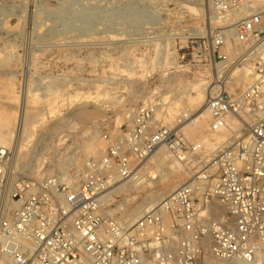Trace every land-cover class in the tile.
<instances>
[{"label":"built area","instance_id":"built-area-1","mask_svg":"<svg viewBox=\"0 0 264 264\" xmlns=\"http://www.w3.org/2000/svg\"><path fill=\"white\" fill-rule=\"evenodd\" d=\"M207 1L217 25L186 47L219 73L207 109L210 137L230 136L224 147L190 143L187 114L159 127L160 106L150 102L123 137L103 134L100 158L66 175L16 174L0 148V264H264V0ZM239 66L254 78L233 92ZM162 146L186 167L199 162L197 170L153 211L120 221L107 195L150 180L146 167Z\"/></svg>","mask_w":264,"mask_h":264},{"label":"rangeland","instance_id":"rangeland-1","mask_svg":"<svg viewBox=\"0 0 264 264\" xmlns=\"http://www.w3.org/2000/svg\"><path fill=\"white\" fill-rule=\"evenodd\" d=\"M216 25L207 0H0V122L14 132L30 90V126L21 148L9 139L10 170L31 177L81 170L107 149L103 134L123 137L139 108L157 102L166 114L169 103L195 95L194 83L214 86L216 68L197 63L186 44ZM182 132L190 143L211 140L209 128L204 136ZM158 156L147 171L158 167ZM198 164L159 170L154 182L113 195L108 211L121 218V205L129 213L153 192L169 194Z\"/></svg>","mask_w":264,"mask_h":264},{"label":"bare ground","instance_id":"bare-ground-1","mask_svg":"<svg viewBox=\"0 0 264 264\" xmlns=\"http://www.w3.org/2000/svg\"><path fill=\"white\" fill-rule=\"evenodd\" d=\"M157 1H159V0H157ZM154 2H156V1H154ZM199 7H201V6L199 5ZM157 20H160L159 16H157ZM152 24H154V22ZM116 36H118V35H115V37ZM230 53H232V52H230ZM230 73H231L233 79L235 80V82L237 81V85L239 86V88H241V90L248 88L253 82V78H254L253 72L250 68H248L246 66L240 67V68L238 67L236 69H232ZM191 89L195 93V95H188L186 97L180 96L179 99H176L171 104L169 102H167L168 98L165 97L163 100L165 102L164 104L169 103V106L167 107V113L164 114L162 111L159 110L157 115H156L155 121H157V122L162 121L164 124L168 123L167 125H172L174 123L173 122L174 118L176 117L177 114H180L178 112L181 110V114H187L188 115V118L181 125V129L183 131H185L186 129H189L196 136H204V133H206V131L210 127V123H208V121H209V119H211V115L207 109V100L209 98V94L211 93V91L214 88H213V86L211 87V85L208 86L207 83H196V84L194 83L191 86ZM233 91H235V90L233 89ZM235 92H237V91H235ZM29 93H30V90H28L26 92V95L24 94V97L22 100V112H21L20 118L18 120V128L16 129V131L14 132L12 130L9 122H0V148H2V147L9 148L8 147L10 145L9 139L13 138V136L15 137V140H16V145H17L16 149H19L23 146L21 141L24 138V135L26 134L25 132H26L27 128L30 126V121H29L30 117L27 116V111H26V106L28 104V97L27 96ZM183 95H184V93H183ZM188 106L190 107V109H187ZM37 127H40V126H35V128H37ZM90 135H92V134H90ZM208 135H209V133H208ZM214 136L215 137H210V135H209V137H210L209 139H211L209 142H208V139H206L207 137L203 138V140L200 141L206 145V148L210 153L216 151L217 149L224 147V145L226 144L225 142L230 137V136H227L226 134L225 135H214ZM14 144H15V142H14ZM165 150L167 152L166 147L162 146L150 157L149 164H150V161L157 154H159L158 159L156 160V162H158V167L154 168V171H152V177L150 180L143 181L140 179L131 185L124 183L122 185L115 186L114 188L111 189V191L109 192V194L106 197L110 201V204L114 203L113 195H118V194H121L124 192H128L130 189L138 190V189L142 188V186H144V184H146V181L147 182H154L156 175H159L158 173H161V172H159V170H161V169L162 170L165 169V171L169 170L170 172H173V173H175V171H178L183 165L179 161H176L173 158H171L170 154L168 152L166 153ZM18 152H19V150H18ZM87 152L88 153L93 152L92 146L89 147ZM79 161H80L79 158H75L73 160V163H78ZM190 173H188V175ZM64 174L66 175L67 172H65ZM162 178L167 179L168 182L171 181V179H168L167 177H165V175H162ZM178 181H180V180H178ZM178 181L176 180L171 186H168L169 189H171V192L174 191L176 188H178L181 184L184 183V182H182L179 185V183L177 184ZM155 193L156 192H153L152 194L149 193L150 195H147V198L145 200V201H147L146 205H144L145 204L144 203L142 206L138 207L137 209H134L133 211H131L129 213L126 212V210H127L125 207L126 204L121 205V207H118V210H120L121 213L123 214L122 217L121 218L118 217V219L120 221L125 222V223H134L138 219L143 217L145 214L153 211L160 204V202L168 195V193L165 195L163 193L162 194H155ZM18 204L19 203H16V202L13 203V205H15V206H18ZM122 206H124L125 208L124 207L122 208ZM109 213L112 214L111 212H109ZM113 216H114V214H113ZM209 264H214V262L209 261Z\"/></svg>","mask_w":264,"mask_h":264}]
</instances>
